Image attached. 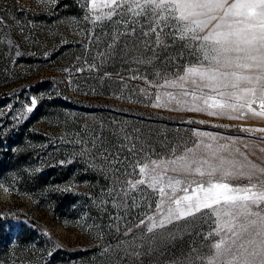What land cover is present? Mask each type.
<instances>
[{"label": "rangeland", "instance_id": "374dc122", "mask_svg": "<svg viewBox=\"0 0 264 264\" xmlns=\"http://www.w3.org/2000/svg\"><path fill=\"white\" fill-rule=\"evenodd\" d=\"M85 15V0H57L55 5L0 0V32H11L0 37V264H173L192 249L208 255L213 240L205 236L214 218L198 215L194 222H177L155 234L125 236L140 218L152 215L149 201L133 192L128 205L135 199L141 206L118 207L123 193L114 183L117 174L97 158L101 150L81 155L92 145L75 141L90 139L85 129L99 132L103 126L108 158L118 161L120 178L127 180L125 158L133 159L128 151L133 142L164 155L166 145L187 139L193 129L261 163L264 133L243 129L264 128V118L188 111L191 97L187 105L164 98L165 107H154L156 89L144 78L163 83L157 72H176L187 64L181 42L167 38L166 47L156 48L155 35L143 36L148 29L141 21L133 25L135 35L121 37L108 49L114 23L93 25ZM6 16L12 25H6ZM149 40L151 48L146 47ZM153 49L158 52L154 63L136 62L152 57ZM32 98L38 103L28 112ZM125 135L134 140L125 141ZM17 213L42 227L12 217ZM171 233H177L175 238ZM56 241L78 250L67 251ZM133 244L140 247L133 249ZM135 250L139 256L130 254Z\"/></svg>", "mask_w": 264, "mask_h": 264}, {"label": "snow or ice", "instance_id": "6c2138e0", "mask_svg": "<svg viewBox=\"0 0 264 264\" xmlns=\"http://www.w3.org/2000/svg\"><path fill=\"white\" fill-rule=\"evenodd\" d=\"M49 2L55 5L57 0ZM85 3L84 20L93 25L114 23L116 31L108 49L121 37L135 35L133 25L141 21L148 29L143 36L155 35L156 48L166 47L167 38L181 42L188 53L187 64L179 65L176 72H157L163 83L144 78L149 87L156 89L152 94L154 107H165L164 98L167 103L187 105V98L191 97L188 111L228 119H243L249 114L264 118V0H85ZM146 47H152L150 40ZM157 55L153 49L152 57L145 55L136 62L152 64ZM104 56L102 53L101 59ZM168 89L178 90V94ZM37 103L32 98L27 111L32 112ZM243 130L264 133V128ZM84 131L90 139L75 142L90 143L92 147L81 155L101 150L97 158L117 174L114 183L123 193L117 206L125 211L139 208L141 205L135 199L128 205L133 192L149 201L148 211L152 215L140 218L125 236L137 231L155 234L177 222H194L192 218L198 215L206 220L214 218L215 226L205 236L206 240H213L209 254L201 256L192 249L185 260L173 264H264V161L256 163L238 148L213 143L215 137L211 134L193 129L187 139L181 137L166 145L164 155L143 144L137 148L133 142L128 148L133 159L125 158L123 171L129 179L122 180L121 169L115 167L118 161L108 158L103 126L99 132ZM124 139L134 140L127 135ZM259 151L264 153V149ZM176 235L171 233L170 238ZM130 254L139 256L140 251Z\"/></svg>", "mask_w": 264, "mask_h": 264}, {"label": "trees", "instance_id": "16d2710c", "mask_svg": "<svg viewBox=\"0 0 264 264\" xmlns=\"http://www.w3.org/2000/svg\"><path fill=\"white\" fill-rule=\"evenodd\" d=\"M6 20V25L7 26H9V25H12V23H13V21H12V19L9 17V16H6V18H5ZM11 27V26H10ZM11 34V32H9V33H7V34H5V33H3L2 31L0 32V37H4V38H6V36L8 37L9 35ZM14 35H16V37H19L20 36V34H16V33H14ZM4 45V44H3ZM18 125H19V123H18ZM12 217H14V218H27V220H29V221H31L33 224H35L38 228H41L42 226L38 223V222H35L32 218H30L29 216H25V214H19V213H17V214H14V215H12ZM29 217V218H28ZM2 220V218L0 217V221ZM56 243L58 244V246H60V247H62L63 249H65V250H67V251H77L78 250V248H70V247H68V246H64V244H60L58 241H56Z\"/></svg>", "mask_w": 264, "mask_h": 264}]
</instances>
